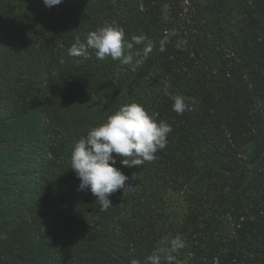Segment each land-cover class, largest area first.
Segmentation results:
<instances>
[{"label":"trees","instance_id":"1","mask_svg":"<svg viewBox=\"0 0 264 264\" xmlns=\"http://www.w3.org/2000/svg\"><path fill=\"white\" fill-rule=\"evenodd\" d=\"M106 23L152 42L135 71L68 55ZM132 102L172 131L150 162L117 157L133 189L101 212L72 148ZM176 235L179 264H264V0H0V264H144Z\"/></svg>","mask_w":264,"mask_h":264},{"label":"clouds","instance_id":"2","mask_svg":"<svg viewBox=\"0 0 264 264\" xmlns=\"http://www.w3.org/2000/svg\"><path fill=\"white\" fill-rule=\"evenodd\" d=\"M60 3L62 0H43L45 7ZM173 34L174 31L169 35ZM167 42L168 37L161 41V52L165 51ZM185 43L186 41L181 40L175 46L182 50ZM139 45L143 47L134 51V46ZM89 49L95 50L99 60L111 57L123 65H131L135 71L148 58L153 44L144 35L133 36L131 41L126 40L122 27L106 23L89 32L84 41L76 37L68 49V55L88 59ZM162 91L172 100V109L177 114L189 110L190 103L186 98L169 92L167 83ZM191 102L194 103V100ZM171 131L170 124L163 120L157 122L141 104L132 102L120 106L104 122L91 127L85 136L74 143L70 168L80 181L77 190H89L96 197L99 211H107L112 207L109 197L113 193L122 190L124 194L133 189L127 183L129 177L115 167L117 157L121 158L120 164L129 168L141 166L145 161L150 162L156 158L158 150L165 148L167 134ZM184 247L185 242L180 235L164 237L153 253L145 258L144 264H179L174 254ZM130 264H141V261L133 258Z\"/></svg>","mask_w":264,"mask_h":264},{"label":"rangeland","instance_id":"3","mask_svg":"<svg viewBox=\"0 0 264 264\" xmlns=\"http://www.w3.org/2000/svg\"><path fill=\"white\" fill-rule=\"evenodd\" d=\"M166 200V211L169 214L170 219H179L184 211V203L182 202L181 198L174 193V192H168L165 195Z\"/></svg>","mask_w":264,"mask_h":264}]
</instances>
